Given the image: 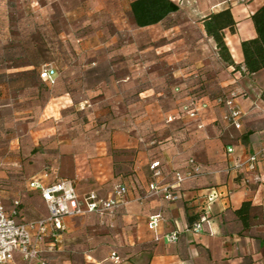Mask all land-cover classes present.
<instances>
[{"label": "crops", "instance_id": "1", "mask_svg": "<svg viewBox=\"0 0 264 264\" xmlns=\"http://www.w3.org/2000/svg\"><path fill=\"white\" fill-rule=\"evenodd\" d=\"M178 1L180 10L167 19V23L147 27L163 26L161 48L162 75H171L175 80V107L164 115L168 126H176L164 137V134L145 132V138L130 126L119 128L111 137L116 150L134 152L131 173L115 178L113 161L108 155L107 143L99 141L96 146L79 145L76 142H65L66 147L73 149V156L63 158V163H71V172L59 173L62 179L45 178V183L63 179L72 180L78 195L84 199L89 193L97 192L108 196L113 187L122 183L128 192L122 204L112 212L89 213L77 218L65 219V231L57 241L47 240L39 249L41 258L54 255L61 249L63 240L72 238L77 233L87 235L86 227L75 225L76 220L96 216L103 222L115 227L119 244H129L130 251L139 246L144 248L129 255L130 260L116 262L113 256H104L103 260L86 255L82 264H264V102L260 95L264 90V69L253 75H245L226 67L220 62L216 44L207 36L204 25L196 22L197 13L183 16L176 15L183 10L198 9L204 12V19L211 13L222 10L214 6L224 4L218 0L214 4H191ZM228 1V0H227ZM181 2V4H180ZM264 5V0H243L238 7L231 8L237 22L236 32L226 31V42L234 61H244L241 43L256 37L251 16ZM183 15V14H182ZM261 85L255 96L251 95L250 86L241 80L244 77H259ZM210 84V85H209ZM227 88V97L235 96V103L246 113L242 128L236 130L226 123V107L217 103L202 90L204 86ZM209 102L196 120H188L183 114L184 106L190 100ZM169 117L174 119L168 123ZM131 121V120H130ZM203 128H200V125ZM228 149H233L232 153ZM96 150L95 158H91ZM85 151V153H83ZM258 156L255 171L239 169L237 166L251 155ZM93 157V156H92ZM154 163H159L152 169ZM57 166V163L54 165ZM63 168V167H62ZM60 168V169H62ZM190 171L195 174L181 183H177L176 174ZM43 175L35 176L42 177ZM92 181V184L90 182ZM112 181V182H110ZM82 184L89 190L83 191ZM169 188L179 196L176 201L167 200L163 194H152L151 186ZM40 194L39 191H35ZM41 196V194H40ZM213 197L210 201L209 199ZM48 210L42 197H40ZM250 201L254 208L251 224L244 228L236 215L245 202ZM207 211V218L202 223L200 232L190 229L189 218L195 216L197 221ZM25 210L20 206V220H28ZM161 216L157 226L151 225L153 216ZM177 233L176 242H169L167 237ZM89 239V237H87ZM98 246L114 243L106 238H97ZM97 245V244H96ZM51 258V257H50ZM67 264L78 262L68 261ZM14 264H25L19 256ZM51 264V262H48Z\"/></svg>", "mask_w": 264, "mask_h": 264}, {"label": "rangeland", "instance_id": "2", "mask_svg": "<svg viewBox=\"0 0 264 264\" xmlns=\"http://www.w3.org/2000/svg\"><path fill=\"white\" fill-rule=\"evenodd\" d=\"M132 1L0 0V199L9 208L19 200L28 220L46 214L40 194L28 188L31 179L48 174L58 180L64 178L61 170H73L62 161L73 156L65 142L91 144L92 150L105 141L117 178L131 173L135 154L113 148L114 131L132 126L139 138H145L147 130L165 137L176 127L164 119L175 107L176 83L172 74L162 75L161 54L156 53L166 38L165 28H137L130 15ZM241 3L226 0L207 12ZM198 11L189 7L176 16L197 13L196 22H201L204 12ZM46 69L57 72L55 85L40 78ZM260 76L241 79L253 96ZM209 85L202 90L210 98L227 97V88ZM112 187L110 183L105 190ZM75 225H84L87 235L63 240L56 254L47 255L48 262L82 264L86 255L103 260L113 253L128 262L131 253L144 248L130 251L125 241L119 244L115 227L96 216L76 220ZM97 238L114 243L101 247Z\"/></svg>", "mask_w": 264, "mask_h": 264}, {"label": "built area", "instance_id": "3", "mask_svg": "<svg viewBox=\"0 0 264 264\" xmlns=\"http://www.w3.org/2000/svg\"><path fill=\"white\" fill-rule=\"evenodd\" d=\"M230 2L232 0H229ZM243 1V0H238ZM56 71L54 69H46L42 71L43 76L52 77ZM216 101L220 105H224L227 109L224 120L227 124L240 130L242 121L246 116L233 97H219ZM209 106V102L190 100L183 108V114L188 120H196L199 118L201 111ZM174 119L169 117L167 122L171 123ZM203 128V125H200ZM229 153L233 149H228ZM258 156L251 155L238 164L239 169L255 171L257 167ZM159 163H154L152 169H156ZM47 174L42 177H34L28 183L31 191H39L48 210V216L38 220L23 221L20 220L21 202L15 200L11 208H7L0 200V264H14L16 257L19 256L25 264H48L41 258L39 246L47 241H57L65 231V219L77 218L85 214L112 212L122 204L123 198L128 190L126 186L118 183L114 186L113 191L108 196L100 195L97 192L89 193L84 199H81L72 180L63 179L53 183H45ZM195 174L187 171L185 173H177L176 181L181 183ZM152 194H163L164 198L176 201L179 196L173 194L169 188H161L157 184L151 186ZM213 197L209 200L211 201ZM207 218V211L200 216L192 228L193 232L202 230V223ZM161 216H153L151 225L157 226ZM178 234L173 233L167 237L169 242H176ZM116 261L119 257L113 256Z\"/></svg>", "mask_w": 264, "mask_h": 264}, {"label": "trees", "instance_id": "4", "mask_svg": "<svg viewBox=\"0 0 264 264\" xmlns=\"http://www.w3.org/2000/svg\"><path fill=\"white\" fill-rule=\"evenodd\" d=\"M179 10L180 6L173 0H133L130 4V15L137 28H147L162 23ZM251 19L256 37L242 41L241 47L244 56L242 64H237L234 61L226 42V31L234 34L237 27L232 9L227 7L202 19L207 36L213 39L216 44L219 60L226 67H233L235 72L244 69L245 75H253L264 69V5L251 16ZM56 75L57 72L52 77H45L41 72L40 78L48 85H55L58 81ZM260 99L264 102V90ZM5 206L7 207L6 204ZM253 211L254 208L250 201L245 202L240 209L236 210V215L245 229L251 224ZM196 222L195 216L190 217V228Z\"/></svg>", "mask_w": 264, "mask_h": 264}]
</instances>
